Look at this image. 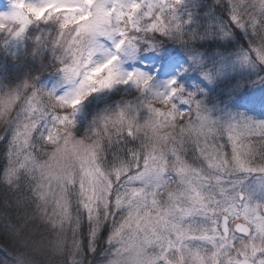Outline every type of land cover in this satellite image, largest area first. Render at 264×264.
<instances>
[{
    "label": "snow or ice",
    "instance_id": "obj_1",
    "mask_svg": "<svg viewBox=\"0 0 264 264\" xmlns=\"http://www.w3.org/2000/svg\"><path fill=\"white\" fill-rule=\"evenodd\" d=\"M0 51V264L25 208L54 264H264V0H9Z\"/></svg>",
    "mask_w": 264,
    "mask_h": 264
},
{
    "label": "rangeland",
    "instance_id": "obj_2",
    "mask_svg": "<svg viewBox=\"0 0 264 264\" xmlns=\"http://www.w3.org/2000/svg\"><path fill=\"white\" fill-rule=\"evenodd\" d=\"M8 2L9 0H0V11L8 10ZM170 47V46H169ZM10 61L9 68L7 69V63ZM15 61L8 57L4 52L0 51V75H8L10 80L15 77ZM137 66L155 69L158 65H155L149 59H144L141 64ZM24 73H32L33 75H39V85L47 86L48 88H52L56 81V74L53 69L49 68L47 70H42L39 67V64H29L28 66L22 69ZM9 72H12L11 74ZM194 81H189V83H193ZM7 90V89H5ZM259 91V89L257 90ZM105 108V104L101 101L90 100L86 105L85 111L88 114V118L85 119L83 116L78 118L77 121V129L78 135H83L84 132L88 130L91 119L95 116V114ZM264 115V113H256V115ZM87 227V225H86ZM87 230V228L85 229Z\"/></svg>",
    "mask_w": 264,
    "mask_h": 264
},
{
    "label": "trees",
    "instance_id": "obj_3",
    "mask_svg": "<svg viewBox=\"0 0 264 264\" xmlns=\"http://www.w3.org/2000/svg\"><path fill=\"white\" fill-rule=\"evenodd\" d=\"M170 47L176 48L178 49L177 45H169ZM9 64L10 61H8L7 63V69L9 68ZM10 74L12 72H9ZM4 76V75H3ZM6 79V82L8 80H10L9 76L6 75L4 76ZM4 144H0V166L3 165L4 163ZM7 196V198L9 199V201H14L15 200V196L11 193H7L6 189L3 186H0V203L3 202V200L5 199V197ZM19 217L21 218L19 223L21 227L25 226V220L23 219L24 217H28V221H27V228L29 233L33 236V237H39L41 234H44V241L43 242H39L37 241L29 250L32 251L36 256L40 257L43 260V264H54V262L52 260H50L47 256V253L45 251V247L48 243V240L50 239L49 237H47V235L44 233V229L42 227V222L39 221L38 219L33 220L31 219L32 216V209L31 208H25L22 211H20L18 213ZM86 227V222L84 224V231L86 232L87 230H85ZM4 243V241L2 239H0V246H2ZM106 247V245L103 242H100L98 244V248H104ZM9 248H11V245H9ZM4 255V253L0 252V256ZM9 258H10V253H9ZM92 257L91 255H89V261L91 262ZM102 260L103 257L102 255L99 254V249H98V253L97 256L95 257V261L94 264H102Z\"/></svg>",
    "mask_w": 264,
    "mask_h": 264
}]
</instances>
